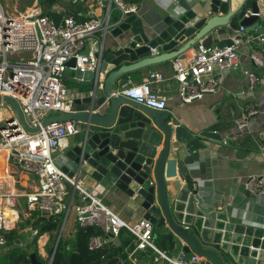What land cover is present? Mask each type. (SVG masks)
Returning <instances> with one entry per match:
<instances>
[{
	"label": "built area",
	"instance_id": "1",
	"mask_svg": "<svg viewBox=\"0 0 264 264\" xmlns=\"http://www.w3.org/2000/svg\"><path fill=\"white\" fill-rule=\"evenodd\" d=\"M100 6L104 9L101 16L84 22L65 17L56 22L38 7L28 9L24 14L15 11L11 15L0 0V98L15 99L29 128L37 130L35 133L28 131L12 106L3 100L0 102V123L3 124L0 125V152L6 153L5 163L11 172L7 174L12 178L11 185L6 184L8 190L0 188V248L7 244L6 234L19 229L22 216L30 219L66 214L60 240L73 209L81 229L95 227L102 233V236L90 239V251L101 250L126 231L134 238L135 250L129 254L132 264H138L135 252L147 249L159 254L167 264H210L195 254L189 260H180L161 252L155 245L154 225L149 220L126 222L110 210L95 192L86 188L79 173L70 177L57 166L56 153L68 148L69 139L89 126L78 121L45 124L54 116L76 114L74 101L77 97L70 96L65 84L66 72L73 69L95 73V91L90 93L95 98L96 89L104 90L108 75L107 71L101 72V66L106 37L117 25L112 23L113 12L119 11L122 19L139 12L138 5L129 4L126 0H106ZM252 15L249 8L245 17ZM240 32L245 33V27H241ZM244 44L264 45V34L249 37L245 42L235 39L231 45L222 48H206L201 44L188 62L177 59L173 66V78L180 85L179 97L183 103L191 104L203 100L207 94H216L224 80V73L242 68L240 50ZM73 59L76 66L70 68L68 64ZM249 59L264 70L262 51H253ZM246 76L247 92L255 91L261 79L251 71L246 72ZM164 81L163 74L154 72L139 84L129 80L112 96H122L155 111H167L166 97L160 90L153 89L154 84ZM97 112L94 110L92 113ZM258 116L264 117V110L249 106L235 119V124L240 131L246 132L251 120ZM17 173L24 177L20 176L17 180L14 176ZM154 183L151 181L149 184L153 186ZM69 188L72 189L70 203L66 201ZM245 189L252 194L264 195V177L251 178ZM75 199L78 201L76 204ZM5 210L12 212L11 218L5 217ZM31 232L33 236L37 235L32 229ZM110 235L112 237H108Z\"/></svg>",
	"mask_w": 264,
	"mask_h": 264
},
{
	"label": "water",
	"instance_id": "2",
	"mask_svg": "<svg viewBox=\"0 0 264 264\" xmlns=\"http://www.w3.org/2000/svg\"><path fill=\"white\" fill-rule=\"evenodd\" d=\"M248 1L243 0L233 9L231 2L211 0L209 8L200 10L188 0H179L157 22L145 23L134 14L117 19V25L110 31L114 42L105 51L101 66V72L108 73L104 90L96 89L92 98L96 74L77 70L73 81L85 87V92L74 101L76 114L45 121V124L78 121L89 125L82 140L66 154L74 167L63 168L65 173L70 177L79 173L90 187L118 189L140 209L144 219L157 229L165 227L171 231L177 250L192 252L210 264H264V230L232 221L227 210H218L199 190L192 188L193 156L205 147L204 140L222 142L221 136L214 132L192 134L169 111H155L112 94L114 84L123 75L181 58L200 42L206 48L231 45V39H218L228 31L245 27L246 34L258 29L257 33L263 35L264 22L256 16L260 13L259 2ZM3 4L11 15L15 14L12 0H3ZM249 8L253 15L247 18ZM235 17L238 23L232 21ZM191 37L181 49L171 52ZM68 66L74 68L76 60H71ZM2 100L12 106L28 131L37 132L29 128L15 99ZM94 110L98 112L93 114ZM152 174L155 183L147 186ZM14 244L21 246L22 241L7 243L6 247ZM30 260L31 264H41L34 253Z\"/></svg>",
	"mask_w": 264,
	"mask_h": 264
},
{
	"label": "crops",
	"instance_id": "3",
	"mask_svg": "<svg viewBox=\"0 0 264 264\" xmlns=\"http://www.w3.org/2000/svg\"><path fill=\"white\" fill-rule=\"evenodd\" d=\"M12 1L15 5V11L18 12L17 0ZM188 1L195 8L204 10L209 8L211 0ZM242 1L221 0V2H231L233 9L237 8ZM126 2L138 5L139 12L136 15L146 23L157 22L161 18H164L167 11L176 5L179 0H126ZM258 2L261 13L259 21L264 22V0H258ZM100 3L105 2L102 0H82L80 2H74V0H33L32 8L38 7L43 9L44 14L56 22H60L65 17H74L78 22H84L93 17L103 15L104 9L101 8ZM247 3L251 4V1L249 0ZM114 12L118 13L116 20L121 18L119 11ZM232 21L238 23L236 17ZM114 22L116 21L112 20V23ZM257 30L248 34H242L240 30L236 32L228 31L218 39L220 41L241 39L242 42H245L249 37L259 36L260 34L257 33ZM192 38L179 44L171 52L181 49ZM113 42L114 38L109 33L106 37L105 50ZM201 44L203 43L200 42L188 49L181 58L162 62L123 75L114 84L115 92L119 91L129 80L139 84L144 82L151 73L159 72L163 74L165 81L161 84H154L153 89L154 91L160 90L161 94L166 97L167 111L173 115L186 131L192 134L214 132L222 138V142L204 140L205 147L193 156L194 162L190 166L191 176L194 180L192 188L194 187L196 190H199L202 197L206 198L207 202L218 210H227L232 221L247 227L264 230V195L252 194L245 189L246 183L251 178L264 177V117L258 116L253 118L249 130L246 132L240 131L235 124V119L245 112L249 106L264 110V70L256 67L249 59L253 51H262L264 53V45L244 44L240 50L242 68L225 72L222 85L216 94H207L203 100H196L191 104H185L179 97L180 85L173 78L174 62L177 59L188 62L195 56ZM89 45L90 42L87 43L88 48ZM248 71L256 73L261 79V84L253 92H247L248 80L246 72ZM75 72V70L69 69L65 75V84L71 97L80 96L85 92V87L73 81L76 77ZM83 133L69 139L68 148L56 153V162L58 159L63 158L59 161L60 168L72 169L74 167L66 157V154L82 140ZM151 176L146 182L147 186H150L149 183L151 181L155 182L154 175L152 174ZM23 177L21 176V178ZM85 185L89 191L95 192L110 210L126 222L133 223L144 219L143 213L139 211L140 209L118 189L106 190L102 186L90 187L86 183ZM69 191L70 194L66 197L68 203L71 201L72 189L69 188ZM77 202V199H75L74 204ZM62 216L64 217V223L66 214ZM22 219V222L25 223L34 220V218L28 219L25 216H22ZM70 219L69 215L65 224L64 236L73 237L77 229L80 228L77 224L75 212L71 225L69 224ZM31 229L34 231L31 225H28L24 229H21V225H19L17 231L27 240L26 242L30 243L35 238L32 235ZM95 229L99 231L98 228ZM165 234L173 236L169 229H165V227L157 229L154 226L155 243ZM96 236H102V233ZM50 237V234H45L37 242L39 255L45 259L48 257L47 246ZM118 239L119 242L115 240V242H111L105 247L121 246L123 243H126L127 246L124 251L126 258L125 260H121V263L125 264L128 262V264H132L129 254L135 250L133 236L124 231ZM71 245L73 246V244ZM132 246L133 248H131ZM204 249H209V246H204ZM219 254L224 257L222 253ZM193 255L194 253L192 252L186 254L177 250L176 245L174 251L170 253L171 258L180 260H189ZM140 256L145 257L144 261H146V264H167L164 260L160 259L159 254L151 249L135 252L138 264H142L139 260Z\"/></svg>",
	"mask_w": 264,
	"mask_h": 264
},
{
	"label": "trees",
	"instance_id": "4",
	"mask_svg": "<svg viewBox=\"0 0 264 264\" xmlns=\"http://www.w3.org/2000/svg\"><path fill=\"white\" fill-rule=\"evenodd\" d=\"M116 21V18L114 19ZM63 216L52 218L34 217L33 221L22 222L21 229L31 225L33 230L37 232L35 238L29 243L25 241L22 234L13 230L6 234L7 243H15L21 240L23 245L14 244L11 247H3L4 251H0V264H31L30 256L34 253L41 264H122L121 260H125L124 255L126 243L121 246L104 247L101 250L90 251L89 241L93 236L101 235V232L95 227L88 229L78 228L73 237L64 236L59 240V234L63 225ZM45 234H50V241L47 246V255L45 259L39 255L37 242L39 238ZM73 241V246L71 245ZM175 240L169 234L162 235L157 240L158 249L170 256L174 251ZM133 248V246L131 247ZM145 257L140 256L139 260L142 264H146ZM125 264H128L126 262Z\"/></svg>",
	"mask_w": 264,
	"mask_h": 264
},
{
	"label": "rangeland",
	"instance_id": "5",
	"mask_svg": "<svg viewBox=\"0 0 264 264\" xmlns=\"http://www.w3.org/2000/svg\"><path fill=\"white\" fill-rule=\"evenodd\" d=\"M17 2H18V10L21 12V13H26V10H28L30 7L32 8L33 7V4H32V2H33V0H17ZM117 12H114V14H113V18H112V20L114 21V19L117 17ZM6 107H4V109H5ZM7 109V108H6ZM1 111H3V109L1 110ZM4 113H5V111H4ZM0 125L2 126L3 124H1L0 123ZM5 159H6V154H3V161L5 162ZM63 158H60V159H58L57 160V166L58 167H60V164H59V161L60 160H62ZM7 173H11L10 171H8V167L6 166V168H5V174L6 175H9V174H7ZM15 176V178L18 180L19 178H20V174H16V175H14ZM23 182H25V180H23ZM5 186V187H4ZM19 186V185H18ZM0 188H4V190H8V186L6 185V184H4V185H2V187H0ZM24 204V201L22 200V205ZM73 216H74V212L73 211H71V213H70V222H69V224L71 225V223H72V219H73ZM25 241H27V240H25ZM0 251H1V253L4 251V248L3 247H1L0 248Z\"/></svg>",
	"mask_w": 264,
	"mask_h": 264
},
{
	"label": "bare ground",
	"instance_id": "6",
	"mask_svg": "<svg viewBox=\"0 0 264 264\" xmlns=\"http://www.w3.org/2000/svg\"><path fill=\"white\" fill-rule=\"evenodd\" d=\"M3 154H6V153L5 152H0V184L3 185V184L9 183V185H11V183H12L11 176L5 174V168H6L7 165L3 161ZM5 217L6 218H11L12 217V212L9 211V210H5Z\"/></svg>",
	"mask_w": 264,
	"mask_h": 264
}]
</instances>
